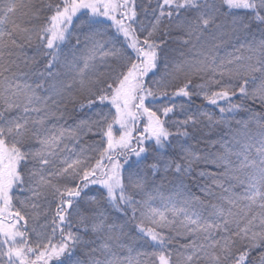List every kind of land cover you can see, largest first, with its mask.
Segmentation results:
<instances>
[{"label":"snow or ice","instance_id":"snow-or-ice-1","mask_svg":"<svg viewBox=\"0 0 264 264\" xmlns=\"http://www.w3.org/2000/svg\"><path fill=\"white\" fill-rule=\"evenodd\" d=\"M0 264H264V0H0Z\"/></svg>","mask_w":264,"mask_h":264},{"label":"trees","instance_id":"trees-1","mask_svg":"<svg viewBox=\"0 0 264 264\" xmlns=\"http://www.w3.org/2000/svg\"><path fill=\"white\" fill-rule=\"evenodd\" d=\"M200 104H201V100H200V99H196V100H195V105H196V106H199ZM238 118H239V117H238Z\"/></svg>","mask_w":264,"mask_h":264}]
</instances>
